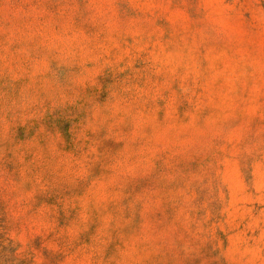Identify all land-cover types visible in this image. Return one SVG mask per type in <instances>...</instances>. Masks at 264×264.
<instances>
[{"label": "clouds", "instance_id": "9594fccd", "mask_svg": "<svg viewBox=\"0 0 264 264\" xmlns=\"http://www.w3.org/2000/svg\"><path fill=\"white\" fill-rule=\"evenodd\" d=\"M6 246L264 264V0H0Z\"/></svg>", "mask_w": 264, "mask_h": 264}, {"label": "rangeland", "instance_id": "374dc122", "mask_svg": "<svg viewBox=\"0 0 264 264\" xmlns=\"http://www.w3.org/2000/svg\"><path fill=\"white\" fill-rule=\"evenodd\" d=\"M216 219L219 221H222L224 219V217L217 216ZM244 230H247L246 222L244 224H241L238 229H234V232L244 231ZM249 235H252V233L249 232ZM15 251H16L15 249H13L9 246L4 247L2 250H0V262H2V264H10V261L17 258L14 255ZM214 255H215V253L211 252V245H209L207 251L205 252V256L210 259ZM21 264H30V261L28 259H24L21 261ZM197 264H198V262H197Z\"/></svg>", "mask_w": 264, "mask_h": 264}]
</instances>
